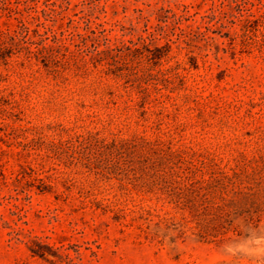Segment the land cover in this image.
I'll return each instance as SVG.
<instances>
[{"label": "rangeland", "instance_id": "1", "mask_svg": "<svg viewBox=\"0 0 264 264\" xmlns=\"http://www.w3.org/2000/svg\"><path fill=\"white\" fill-rule=\"evenodd\" d=\"M250 12L264 13V0H0L3 28L23 20L33 40L41 33L55 47L53 65L70 67L64 79L18 55L0 66V264H264V218H240L225 239L204 240L180 223L186 212L143 190L124 160L88 170L45 144L30 152L20 144L91 131L162 138L222 166L264 156V23H245ZM97 46L128 62L130 82L94 65ZM167 48L152 71L172 69L169 80L148 76L147 54ZM85 60L90 72L77 74ZM11 92L18 115L4 103ZM29 166L45 184L15 177ZM38 244L45 255L32 251Z\"/></svg>", "mask_w": 264, "mask_h": 264}, {"label": "trees", "instance_id": "2", "mask_svg": "<svg viewBox=\"0 0 264 264\" xmlns=\"http://www.w3.org/2000/svg\"><path fill=\"white\" fill-rule=\"evenodd\" d=\"M168 12L169 10L162 19L165 23L161 25L162 30L168 26ZM241 16L244 14L241 13ZM244 22L264 23V13L256 16L255 13L250 12L244 18ZM38 34L41 37L40 41L33 40L29 27L21 19L14 26L7 25L3 28L0 25V66L11 65L12 57L18 55L23 57L22 64L36 59L37 63L42 62L48 70L67 79L64 72L70 67L53 65L51 58L54 56L55 47L47 43L48 38L44 37V34ZM168 50L170 49L147 54L149 64L146 72L148 76L160 74L162 78L169 80L172 69L158 70L157 74L152 71L153 67L159 65L160 60L168 54ZM118 57V55L109 57L107 50H99L97 46L91 59L95 66L98 64L105 66L103 72L106 76H111L118 82L123 79L128 83L132 80L133 72L124 71L121 67L130 66L128 62L120 65L121 60ZM86 65H88L87 60L77 63V74H88L90 67ZM192 65L198 67L196 63ZM134 74L137 73L134 72ZM5 77L6 75L0 73V79ZM141 78L142 76H136L134 79V82H137L136 87L142 94L136 104L146 112L147 87L142 85ZM14 95L11 92L5 97L4 103L11 105L12 114L18 115L21 110L17 112L14 109L20 108V103L14 99ZM17 129L28 130V128H13V130ZM37 142L45 144L51 151L65 153L69 158L68 164H77L79 162L77 160H80L88 170L98 168L100 164L111 159H116V163L124 160L134 180L143 190L156 193L158 200L163 204L167 202L186 212L180 223L187 226L201 239L223 240L231 231L238 230L236 225L238 219L244 218L248 223L258 225L264 218L263 155L249 158L241 154L234 159L232 165L222 166L215 159L207 160V158L197 157L185 150H173L171 142H166L162 138L150 140L143 135H135L132 138L113 137L107 140L98 132L91 131L71 134L65 139L48 141L38 136L25 143L20 141V144L23 145L24 150L30 152ZM29 168L30 170L23 167L15 173V177L23 179L29 175L31 177L29 181L32 183L37 180L42 184L46 183V177H33L34 173H37L36 168L32 166ZM52 168L57 169V167ZM147 213L152 214V210L147 209ZM140 228L148 232L142 226ZM31 248L35 254L45 255L47 253V249L42 244Z\"/></svg>", "mask_w": 264, "mask_h": 264}]
</instances>
